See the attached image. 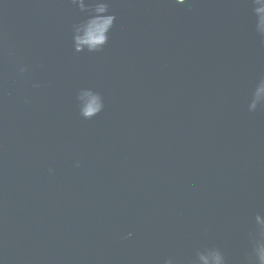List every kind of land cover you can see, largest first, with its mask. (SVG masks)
<instances>
[{
	"label": "water",
	"instance_id": "1",
	"mask_svg": "<svg viewBox=\"0 0 264 264\" xmlns=\"http://www.w3.org/2000/svg\"><path fill=\"white\" fill-rule=\"evenodd\" d=\"M79 2L0 0V264H190L208 246L252 264L264 38L251 0H109L96 52L76 50ZM87 89L103 103L90 119Z\"/></svg>",
	"mask_w": 264,
	"mask_h": 264
},
{
	"label": "clouds",
	"instance_id": "2",
	"mask_svg": "<svg viewBox=\"0 0 264 264\" xmlns=\"http://www.w3.org/2000/svg\"><path fill=\"white\" fill-rule=\"evenodd\" d=\"M176 2L185 4L186 0H176ZM251 3L255 17V31L264 38V0H251ZM78 7L85 15L75 26L76 50L83 51L86 46L89 52L101 51L109 41L117 19L116 14L110 11L109 0H87L86 3L85 0H80ZM27 70L26 66L20 69L22 73ZM85 98L87 102L81 105V115L90 119L102 110L103 103L100 94L91 89L81 92L80 99ZM251 101L254 108H264V80L254 87ZM256 219L259 223L255 224L254 230L249 233L252 248L248 258L251 259L252 264H264V220L259 216ZM127 235L130 237L133 233L129 232ZM165 264H179V262L169 257ZM190 264H225V256L219 247L208 246L203 250L198 249Z\"/></svg>",
	"mask_w": 264,
	"mask_h": 264
}]
</instances>
